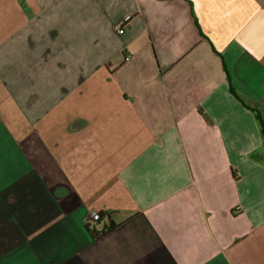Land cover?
I'll list each match as a JSON object with an SVG mask.
<instances>
[{
  "label": "crops",
  "instance_id": "0c3cea01",
  "mask_svg": "<svg viewBox=\"0 0 264 264\" xmlns=\"http://www.w3.org/2000/svg\"><path fill=\"white\" fill-rule=\"evenodd\" d=\"M241 101L264 0H0V264H264Z\"/></svg>",
  "mask_w": 264,
  "mask_h": 264
},
{
  "label": "trees",
  "instance_id": "16d2710c",
  "mask_svg": "<svg viewBox=\"0 0 264 264\" xmlns=\"http://www.w3.org/2000/svg\"><path fill=\"white\" fill-rule=\"evenodd\" d=\"M230 89H231V92H232L237 98H239L240 100H242L241 97H240L238 94H236V93L232 90V88H230ZM241 102H242V104H243L246 108H248L250 111L253 112L254 117H255V119H256V121H257V124H258L259 130H260V134H261V137H262L263 143H264V120L262 119V117H261L259 111H258L256 108L250 106V105H249L248 103H246L245 101H241ZM99 214H100V217L102 218V217H103V214H102V213H99ZM114 227H115V225H114L112 222H109L108 226H103L99 232L93 230V231H92V236L94 237V239H97L98 237L103 236V235H105L107 232L111 231Z\"/></svg>",
  "mask_w": 264,
  "mask_h": 264
},
{
  "label": "built area",
  "instance_id": "2783aa9c",
  "mask_svg": "<svg viewBox=\"0 0 264 264\" xmlns=\"http://www.w3.org/2000/svg\"><path fill=\"white\" fill-rule=\"evenodd\" d=\"M129 20V16H125L115 27V33L117 35H122L124 33V25ZM101 220L100 214L98 212H90L88 221L91 225L98 224Z\"/></svg>",
  "mask_w": 264,
  "mask_h": 264
}]
</instances>
